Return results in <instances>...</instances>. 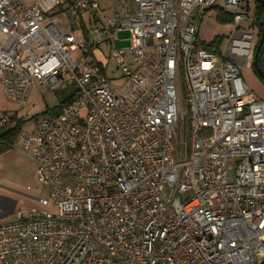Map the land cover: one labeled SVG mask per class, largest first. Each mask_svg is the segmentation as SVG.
<instances>
[{"label": "built area", "instance_id": "obj_1", "mask_svg": "<svg viewBox=\"0 0 264 264\" xmlns=\"http://www.w3.org/2000/svg\"><path fill=\"white\" fill-rule=\"evenodd\" d=\"M131 1L118 14L110 0L108 28L78 42L79 13L95 18L96 0H0L5 99L24 108L36 84H74L56 115L17 133L46 197L0 219V264H264V100L242 78L256 28H238L255 0H223L220 55L196 40L218 0ZM62 3L67 28L52 13ZM121 32L128 45L114 49ZM108 41L107 62L86 55ZM12 117L0 111V130Z\"/></svg>", "mask_w": 264, "mask_h": 264}, {"label": "rangeland", "instance_id": "obj_2", "mask_svg": "<svg viewBox=\"0 0 264 264\" xmlns=\"http://www.w3.org/2000/svg\"><path fill=\"white\" fill-rule=\"evenodd\" d=\"M24 3L29 6L30 0H23ZM224 4L223 0H218L215 7L222 8ZM115 5L118 2L115 1ZM67 6L62 3L60 12L53 10L52 13L58 18V27L67 28L63 13L66 11ZM74 12V11H73ZM200 12V8L193 11L192 16ZM82 20L87 18L86 12L79 13ZM246 14V13H244ZM254 6L250 9L248 16H245L243 21L239 25V29L248 31L254 28ZM83 23V21H82ZM82 23L80 25H82ZM87 24V23H86ZM89 28V27H87ZM88 30V29H86ZM112 32V29H110ZM85 30L80 26L78 30H74L73 34L76 40L82 41L85 37ZM222 40L220 43H214V54L220 55L225 42L226 37L220 34ZM127 37L126 32L118 34L117 39L112 41V48L120 49L126 47L128 42L122 40ZM258 33L256 29V40L258 41ZM111 49V42L108 41L99 46V51L102 56L109 58V51ZM81 51H76L71 55L73 60H82ZM101 57V56H100ZM252 64V62H251ZM106 75L111 81V85L114 90L118 91L123 83V77L116 66L112 63H108ZM74 91V84L65 79L62 85L54 90L49 89L46 86L35 85L30 92L27 100L26 107L21 108L13 103L8 102L0 87V111H6L13 115L14 121L10 124V127L17 125L20 130L28 132L32 131L35 126V119L40 115H56L59 111L61 103L66 100ZM179 100L182 107V111L185 113L183 131L184 138L187 144H189V138L187 131L189 130V112H187L186 104V80L183 69L179 76ZM9 128V127H8ZM7 130V129H6ZM179 131H182L181 125H179ZM16 138L12 145L0 152V219L11 218L16 210H31L33 208H40L37 205L36 199L40 196L46 197L45 193H41L39 185L35 175L34 163L25 155L24 150L16 146ZM189 147V145H188Z\"/></svg>", "mask_w": 264, "mask_h": 264}, {"label": "crops", "instance_id": "obj_3", "mask_svg": "<svg viewBox=\"0 0 264 264\" xmlns=\"http://www.w3.org/2000/svg\"><path fill=\"white\" fill-rule=\"evenodd\" d=\"M99 5V10L96 13L95 18L91 19L89 15L85 18L80 25L85 32L86 29H103L108 28L107 20L110 16V0H96ZM118 2L116 7V11L118 14H123L124 12L132 13L135 10V4L131 0H115ZM214 14L215 10L211 9L206 14V17L200 22L198 27V34L196 40L199 44L207 45L209 44L214 37L220 36L225 25H220L216 22L215 16H210V14ZM87 23V24H86ZM89 27V28H87ZM92 58L98 63H105L108 60V57L102 56V53L99 51V46L96 50L92 51ZM101 56V57H100ZM242 78L248 87L249 91L253 93L256 97L261 100H264V86L263 84L254 76L251 65L246 66L242 72Z\"/></svg>", "mask_w": 264, "mask_h": 264}, {"label": "trees", "instance_id": "obj_4", "mask_svg": "<svg viewBox=\"0 0 264 264\" xmlns=\"http://www.w3.org/2000/svg\"><path fill=\"white\" fill-rule=\"evenodd\" d=\"M254 28L257 29L258 37L260 39V36L262 33H264V0H255L254 1ZM213 10H215V19L216 22L220 25L230 24L232 22V16L230 14H227L223 12L220 8L213 7ZM259 39L257 41L253 58H252V64L251 69L254 74V76L263 84L264 86V40L263 43L259 46ZM222 40L221 36L214 37L212 41L207 44L203 45V48L214 52V43H220ZM92 54V48L89 46L87 51V56H91ZM69 98V97H68ZM68 98L66 100H68ZM66 100H64L62 103H64ZM61 103V104H62ZM14 117L11 118V123L14 121ZM10 123V124H11ZM19 131L18 123L14 126L3 130H0V152L2 150L6 149L10 145H12L13 141L15 140L17 133Z\"/></svg>", "mask_w": 264, "mask_h": 264}, {"label": "water", "instance_id": "obj_5", "mask_svg": "<svg viewBox=\"0 0 264 264\" xmlns=\"http://www.w3.org/2000/svg\"><path fill=\"white\" fill-rule=\"evenodd\" d=\"M264 40V33L261 34L260 39H259V46L263 43Z\"/></svg>", "mask_w": 264, "mask_h": 264}]
</instances>
